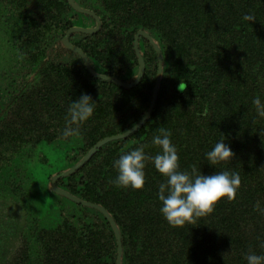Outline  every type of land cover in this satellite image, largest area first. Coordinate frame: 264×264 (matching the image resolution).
Listing matches in <instances>:
<instances>
[{
	"label": "trees",
	"instance_id": "obj_1",
	"mask_svg": "<svg viewBox=\"0 0 264 264\" xmlns=\"http://www.w3.org/2000/svg\"><path fill=\"white\" fill-rule=\"evenodd\" d=\"M74 1L102 22L97 33L70 37L96 73L134 82L139 31L159 46L163 71L150 118L103 145L57 187L109 212L121 234V264H247L249 250L264 255V117L253 104L257 97L264 103V0ZM74 27L94 28L96 20L68 0H0V264H117L108 219L55 193L52 179L146 116L158 55L140 38L144 76L125 89L93 77L80 55L64 48ZM85 93L96 102L94 113L79 136L65 140L68 108ZM161 127L171 132L180 171L196 165L204 175L239 173L236 199H222L194 224L172 227L158 199L166 178L151 160L143 189L115 186V161L141 146L148 156L160 153L152 138ZM221 140L234 157L212 166L205 154ZM34 167L45 172L44 183ZM51 194L52 226L38 215ZM257 201L261 211L254 210Z\"/></svg>",
	"mask_w": 264,
	"mask_h": 264
},
{
	"label": "clouds",
	"instance_id": "obj_2",
	"mask_svg": "<svg viewBox=\"0 0 264 264\" xmlns=\"http://www.w3.org/2000/svg\"><path fill=\"white\" fill-rule=\"evenodd\" d=\"M243 19L255 21V17L248 14L244 15ZM179 88L184 91L185 85L181 83ZM95 103L91 96L85 93L79 100L70 104L65 127L61 132L62 138L67 140L81 134V125L92 117ZM253 104L258 115L264 117V103L260 98H255ZM158 133L153 136L152 143L159 147L161 152L154 157L146 155L144 146H141L122 154L115 161L118 170L117 177L112 181L115 186L143 189L145 162L151 160L156 170L166 178V181L158 186V199L162 202L160 211L172 227L194 224L198 218L212 214L222 199L227 198L230 202L236 199L241 187L239 173L222 171L204 175L198 171L196 165L191 166V171H180L177 148L170 139L171 132L161 127ZM205 155L212 166L228 162L234 157L231 148L223 140L217 142ZM254 210L261 211L259 201L256 202ZM245 259L247 264H264V255H257L251 250Z\"/></svg>",
	"mask_w": 264,
	"mask_h": 264
},
{
	"label": "water",
	"instance_id": "obj_3",
	"mask_svg": "<svg viewBox=\"0 0 264 264\" xmlns=\"http://www.w3.org/2000/svg\"><path fill=\"white\" fill-rule=\"evenodd\" d=\"M68 2L72 6V8L75 9L77 12L85 14V15H89L96 20V27H94V28L74 27V28L70 29L67 32L66 36L62 39V43H63L64 48L66 50H70V51L80 55V57L82 58L86 68L88 69L90 74L93 75V77H95L96 79L104 80V81H111L114 84H116L122 88H125V89H131L134 86H136L141 81L142 77L144 76V72H145V62H144L143 56H142L140 49H139V40L142 37L146 38L153 45V47H154V49L158 55L159 66H158L156 84H155V89H154V93H153L151 106H150L146 116L140 121V123L138 125H136L134 128H132L128 132H126L122 135H116V136L108 137V138H105L104 140L100 141L97 145H95V147H93L91 149V151L89 153H87V155L75 167L66 171L61 176H54L52 179V186H53V190L55 191V193H57L61 196H64V197L72 200L73 202H75L77 204L97 209L108 219V221L110 222V224L112 225V227L114 229V232H115L116 238H117V242H118L117 264H121L122 263V251H123L121 234L119 232V229H118L114 219L110 216L109 212L102 206L80 200L79 198L71 195L70 193L64 191L63 189L58 188L56 185V181L61 177H67V176L73 174L74 172H76L77 170H79L85 163H87L93 157V155L97 152V150H99L103 145H105L109 142H112V141L124 139V138L130 136L131 134L135 133L150 118V116H151V114L155 108L157 99H158L159 85H160V80H161L162 71H163V58H162V54H161V50H160L159 46L154 42L152 37L144 31H139L137 33V35L135 36L134 50H135L136 55L138 56L140 68H139L138 76L134 82L124 83V82H121V81H119L113 77H109V76H105V75H101V74L96 73L92 69L87 55L79 47L73 45L70 42V37L74 33H83V34L97 33L102 26L101 19L94 12L81 8L78 4L75 3L74 0H68Z\"/></svg>",
	"mask_w": 264,
	"mask_h": 264
},
{
	"label": "rangeland",
	"instance_id": "obj_4",
	"mask_svg": "<svg viewBox=\"0 0 264 264\" xmlns=\"http://www.w3.org/2000/svg\"><path fill=\"white\" fill-rule=\"evenodd\" d=\"M45 155H47L50 159L53 157V150H48L45 151ZM47 172V171H46ZM32 173L35 174V177L38 181L44 183L45 182V172L42 169L37 168H32ZM48 173V172H47ZM49 174V173H48ZM54 197L51 194V197L47 200V203L39 209L40 212H38L40 219H43L45 221V224L47 225H55V221H53V216L54 214V207L52 205V202L54 201Z\"/></svg>",
	"mask_w": 264,
	"mask_h": 264
}]
</instances>
